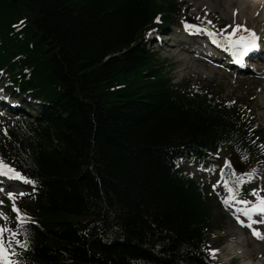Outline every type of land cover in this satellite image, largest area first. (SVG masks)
Here are the masks:
<instances>
[{
	"label": "trees",
	"instance_id": "trees-1",
	"mask_svg": "<svg viewBox=\"0 0 264 264\" xmlns=\"http://www.w3.org/2000/svg\"><path fill=\"white\" fill-rule=\"evenodd\" d=\"M176 0H0V70L44 101L35 119L0 118V156L33 179L19 204L24 264H209L212 200L175 175L178 156L220 143L264 159L245 100L172 82L143 36ZM11 228L18 231L16 224Z\"/></svg>",
	"mask_w": 264,
	"mask_h": 264
},
{
	"label": "rangeland",
	"instance_id": "rangeland-1",
	"mask_svg": "<svg viewBox=\"0 0 264 264\" xmlns=\"http://www.w3.org/2000/svg\"><path fill=\"white\" fill-rule=\"evenodd\" d=\"M176 1L181 9H184V12L193 19L202 20L205 17L207 21H204L205 23L216 20V25L221 24L223 26L226 24L232 26L233 22L247 25L253 32L256 30L258 34L264 37V7L260 4L256 6V3H254L256 0L245 4L243 8H240V0H232V4H229L228 8L225 7L223 2L225 0H218V2H216L217 0H207L205 6L197 5V2L201 0ZM244 8L247 12L243 17L245 19H238L230 12L235 9L243 10ZM182 10L181 12H183ZM166 37L170 38L168 42L160 46L154 45L155 48L152 49L172 81L181 83L187 79L192 83L199 81L212 82V84H216L218 90H223L224 94L242 100L245 98L251 99L248 102L257 115V124L264 130V72L233 76L185 52L183 48L186 45L178 43L174 34H168ZM21 98L22 96L19 97V99ZM261 180L264 181V175ZM228 189L230 188H224V198L228 201L236 200L237 195L233 191L229 192ZM231 197L235 198L232 199ZM220 212L224 214L222 210ZM217 213L218 209L216 208L215 214ZM221 224L222 227L214 231L210 240L212 247L213 245H220L222 249L224 259L221 256L218 259L226 260L231 264L264 263V240L261 239L264 230L260 233V238H257L244 228H235L238 226L226 215Z\"/></svg>",
	"mask_w": 264,
	"mask_h": 264
},
{
	"label": "snow or ice",
	"instance_id": "snow-or-ice-1",
	"mask_svg": "<svg viewBox=\"0 0 264 264\" xmlns=\"http://www.w3.org/2000/svg\"><path fill=\"white\" fill-rule=\"evenodd\" d=\"M186 27H191V26H186ZM243 26L237 25L235 28H233L232 33L229 34L228 41L229 44L233 45V47H236L237 45L239 46V55H244L246 54L249 50L255 49L258 47L256 40V34L252 30L245 29V31L248 33V38L246 39L245 37L241 36L237 40H232L230 37L236 33V31ZM235 54V53H234ZM226 164L229 163L227 160L225 161ZM0 175H3L9 179H19L23 181L24 183H33L30 179L27 177H24L21 173L16 171L15 169L11 168L9 165L5 164L3 161H0ZM225 187L227 188V184H225ZM229 192L232 191V189H228ZM253 195H256L255 190H253ZM8 197L10 200L15 199L17 195H23V193H13V192H8L7 193ZM234 199L235 197H231ZM2 203V201H0ZM225 204L228 203V200L226 199L224 201ZM240 203L243 204H248V201H240ZM12 210L17 213L16 219L18 222L22 223L23 219L20 214L19 209L16 207L15 203L12 204ZM251 211H255L261 214H264V198L259 199V203L255 204L252 206ZM245 215H248V210L245 211ZM0 218H3L5 221H7V216L4 215L3 212H0ZM243 223V222H241ZM248 227H251V224L247 225ZM9 233L10 240L8 241V245L11 244L12 240H15V233L12 232L11 229H8L6 226H0V260L3 261V264H15L14 261H12L9 258L8 252L9 248L5 245V242L3 240V233ZM253 235L256 236L257 238H260V234L257 232V230L253 229ZM16 243H20L19 241H16ZM25 245H21V247H24Z\"/></svg>",
	"mask_w": 264,
	"mask_h": 264
},
{
	"label": "bare ground",
	"instance_id": "bare-ground-1",
	"mask_svg": "<svg viewBox=\"0 0 264 264\" xmlns=\"http://www.w3.org/2000/svg\"><path fill=\"white\" fill-rule=\"evenodd\" d=\"M221 1H223V0H221ZM207 2V0H201V1H199V2H197V5L198 6H205L204 4ZM216 2H218V0L216 1ZM224 2V4H225V7L226 8H228V6H229V4H232V0H225V1H223ZM251 2H253V1H246V0H240L239 1V4H240V8H243V7H245V4H247V3H251ZM254 3H256V6L258 5V4H260V5H262L263 7H264V0H256ZM213 6V5H212ZM212 6H209V7H212ZM261 6V7H262ZM246 9L244 8L243 10H236V13H235V16L238 18V19H245V18H243L245 15H246V11H245ZM253 11H254V9H253ZM231 12V11H230ZM244 23H246L245 21H244ZM253 264H257V262L256 263H253Z\"/></svg>",
	"mask_w": 264,
	"mask_h": 264
}]
</instances>
